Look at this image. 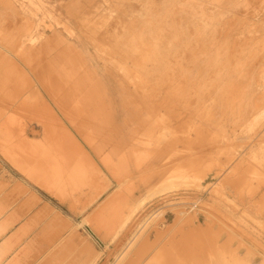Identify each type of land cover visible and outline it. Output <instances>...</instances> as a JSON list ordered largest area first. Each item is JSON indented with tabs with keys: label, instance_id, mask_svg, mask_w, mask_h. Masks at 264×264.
<instances>
[{
	"label": "rangeland",
	"instance_id": "1",
	"mask_svg": "<svg viewBox=\"0 0 264 264\" xmlns=\"http://www.w3.org/2000/svg\"><path fill=\"white\" fill-rule=\"evenodd\" d=\"M29 104L116 109L138 150L39 264H264V0H0V121Z\"/></svg>",
	"mask_w": 264,
	"mask_h": 264
},
{
	"label": "crops",
	"instance_id": "2",
	"mask_svg": "<svg viewBox=\"0 0 264 264\" xmlns=\"http://www.w3.org/2000/svg\"><path fill=\"white\" fill-rule=\"evenodd\" d=\"M83 107L75 118L65 114L77 106L29 104L0 121V264L67 261L81 249L70 235L115 212L118 165L138 150L117 133L115 108Z\"/></svg>",
	"mask_w": 264,
	"mask_h": 264
},
{
	"label": "bare ground",
	"instance_id": "3",
	"mask_svg": "<svg viewBox=\"0 0 264 264\" xmlns=\"http://www.w3.org/2000/svg\"><path fill=\"white\" fill-rule=\"evenodd\" d=\"M187 50H188V49H187ZM179 58H180V57H179ZM137 60H138V59H137ZM141 64H142V63H141ZM175 64H176V63H175ZM152 66H153V65H152ZM173 66H174V65H173ZM168 73H169V72H168ZM183 74H184V73H183ZM134 76H135V75H134ZM144 79H145V78H144ZM145 80H146V79H145ZM136 81H137V80H136ZM136 81H135V82H136ZM138 82H139V81H138ZM138 82H137V83H138ZM145 83H146V82H145ZM134 84H135V83H134ZM172 84H173V83H172ZM185 84H186V83H185ZM140 85H141V84H140ZM149 86H150V85H149ZM99 88H100V87H99ZM134 88H135V87H134ZM138 91H139V90H138ZM164 94H165V93H164ZM156 106H157V105H156ZM173 114H174V113H173ZM195 119H196V118H195ZM190 132H191V131H190ZM191 138H192V137H191ZM224 146H225V145H224ZM208 151H209V150H208ZM207 210H208V209H207ZM182 246H183V245H182ZM187 249H188V248H187Z\"/></svg>",
	"mask_w": 264,
	"mask_h": 264
}]
</instances>
